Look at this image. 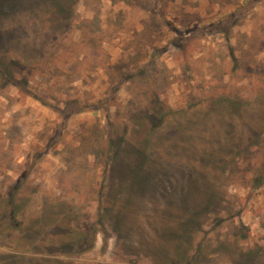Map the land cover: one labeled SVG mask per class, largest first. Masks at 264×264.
<instances>
[{"label": "rangeland", "instance_id": "obj_1", "mask_svg": "<svg viewBox=\"0 0 264 264\" xmlns=\"http://www.w3.org/2000/svg\"><path fill=\"white\" fill-rule=\"evenodd\" d=\"M0 57V264H264V0H0Z\"/></svg>", "mask_w": 264, "mask_h": 264}, {"label": "trees", "instance_id": "obj_2", "mask_svg": "<svg viewBox=\"0 0 264 264\" xmlns=\"http://www.w3.org/2000/svg\"><path fill=\"white\" fill-rule=\"evenodd\" d=\"M56 7H57V10H60V11H62V12H64L65 14H67V10H66V8L64 7V4L63 3H57L56 4ZM2 61H4V58L3 57H0V68H1V66H2ZM3 69V68H2ZM5 72H8V68H6L5 67V70H4ZM8 73H10V72H8ZM227 100L228 101H225V100H221V103H222V105L224 104V105H226V103L229 105V107H231V106H233L234 108H239L240 106H241V104L239 105L238 103H236L235 101H233L232 99H230V98H227ZM223 105V106H224ZM242 105H243V102H242ZM260 133H261V131H260ZM258 134L256 137H259L261 134ZM242 134V133H241ZM235 135H237L236 137H238V136H240L239 135V133L237 132V133H235V131H234V133H233V139H232V144H231V146H228L230 149H232V150H240L241 152H245L246 150H248L250 147L246 144V143H248V142H242V141H236L235 140ZM222 154V153H221ZM221 154H217L216 153V151L214 150L211 154H210V158L212 159V161L213 162H217V163H219V164H221L222 163V161L224 162L225 161V158H223V156H221ZM217 155H218V157H217ZM220 159V160H219ZM232 163L234 162V159L231 161ZM228 163H230V161L228 162ZM218 164V165H219ZM217 171H215V173H216ZM217 174V176H219V173L217 172L216 173ZM219 178H221L220 176L217 178V181H218V184L220 185V180H219ZM221 200H222V195H221V191H220V195H219V198L217 199V203H220L221 202ZM203 221H204V219L202 220V221H199V226L201 225V224H203ZM195 223H193L192 224V226H190V228H193V229H195L194 227H195ZM197 230V229H196ZM200 245V244H199ZM198 245V246H199ZM198 246H197V249H198ZM202 246H205L206 247V245H202ZM250 251H252V250H250ZM203 253H205V251H203ZM202 253V254H203ZM255 253V252H254ZM201 255V254H200ZM255 258V255H253L252 257H250V259L251 260H253ZM185 261H187L186 263H190V262H188V260L186 259V260H183V262H185Z\"/></svg>", "mask_w": 264, "mask_h": 264}]
</instances>
